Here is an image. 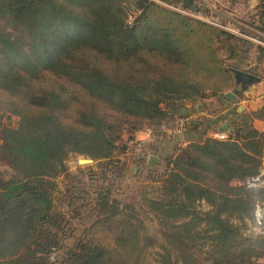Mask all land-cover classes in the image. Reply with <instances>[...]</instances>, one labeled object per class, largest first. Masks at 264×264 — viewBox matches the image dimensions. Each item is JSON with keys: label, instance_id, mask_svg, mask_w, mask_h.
<instances>
[{"label": "trees", "instance_id": "trees-1", "mask_svg": "<svg viewBox=\"0 0 264 264\" xmlns=\"http://www.w3.org/2000/svg\"><path fill=\"white\" fill-rule=\"evenodd\" d=\"M180 5L0 0V119L17 118L0 123V264H264V224L260 234L243 233L264 189L238 185L264 169V132L251 124L264 107L230 112L225 139L209 131L223 117H192L204 99L230 104L226 93L240 91L231 72L238 68L219 54L236 36L167 7ZM255 15L264 32V1ZM179 120L186 146L174 140L166 154L151 145L158 162L139 159L164 169L156 185L141 186L137 206L100 185L91 222L65 245L70 203L88 192L68 174L70 157L105 172L124 150L123 131L131 140L149 127L158 139L168 137L161 126ZM60 176L76 181L66 201Z\"/></svg>", "mask_w": 264, "mask_h": 264}, {"label": "rangeland", "instance_id": "rangeland-1", "mask_svg": "<svg viewBox=\"0 0 264 264\" xmlns=\"http://www.w3.org/2000/svg\"><path fill=\"white\" fill-rule=\"evenodd\" d=\"M193 2L201 15L200 17L204 20L203 22H216L222 25H227V22H229L239 30V35L241 37L233 34L234 36H236V38H234L232 41H229L228 43L220 45L219 54L220 57L224 60V63L231 67L236 66L238 70H246L254 74L260 81H262V83H264V47L258 46L253 41L247 40L246 38L252 37V33L241 30L242 27L239 26L240 23L236 24V21H234V23L228 20L233 14L235 16L244 15L243 17L247 16L248 18V15L256 11H245L244 9L241 10L239 8L233 10L229 7V0H224L223 2L224 5H228V7L226 8L218 6L220 5L218 0H193ZM181 8H183L182 5L175 6V9L180 10ZM236 11L240 13L236 14ZM238 16L236 17L237 21H243L242 19H239L241 16ZM260 25H262L261 22L259 23V27ZM251 27L252 26H248V28ZM255 40L261 42L257 39ZM238 89L239 87H235L236 91H239ZM259 93L261 97L264 96V90H260ZM204 101L205 103L203 109L204 112L208 115L210 113H213V110L217 113L219 111H223L225 108L224 104L218 102L221 100H219V98L217 97H208L204 99ZM207 101L215 102H212V104H210ZM0 123L9 126H15V124L17 123V118L11 115H5L2 119H0ZM177 127L178 123L175 128H169L168 134H165L168 137L160 136L158 137V139H154L155 134H153V136L148 135L146 130H152L149 127L146 129L144 128V130L142 129L141 131H138L135 135V138L131 140H128L130 133H128V131H123L121 133V140L118 142V146L119 148H121V146H124V150L123 152H120V149H118V151L115 152L112 159V169L108 168L105 172H102V170L106 167L105 165H98V162H95L90 158L83 156L70 157V159L67 161L68 174L76 176L78 180L82 182L84 191L87 189L88 192L87 194L82 195L81 198L76 199L75 201L70 203V207L68 208V212H71L70 214H68L70 224L66 227V234H71L72 236L65 239V245L72 246V244H74L75 242V239L81 235L82 230L87 228L89 223L91 222V218H93V215H89V213L91 212L90 203L91 200L95 197V192L100 191V185L109 188L110 196L112 199H116L118 201H121L122 203H131L134 206H137V196L139 195L141 186L150 183L156 185V180L164 169V163H162L163 161H161L160 164L157 165V167L150 168L145 164H142L139 159L147 157L148 161V158L152 156L156 158L155 164L158 162L157 157L159 153L157 154V156L153 154L150 149L151 145L157 147L161 152H164L166 154L171 153L172 149L175 146V144L173 143L174 139L171 137L179 134L177 132ZM82 160H90V162H83ZM120 169H122L121 172ZM88 170L97 172V177H101V175H103L105 178L103 180L99 179L90 181L89 178L85 176ZM0 172H2L4 175L6 172V168L1 164V162ZM75 182L71 179H68L66 176H60L57 179V185L64 201H66L64 197L66 187L73 186ZM67 195L68 194H66L65 196ZM150 227L152 230H154V227H156L155 223H151ZM243 233L245 235L250 234L251 236L256 235L251 228L250 222H247L246 229L243 230ZM52 259L53 258H51V260Z\"/></svg>", "mask_w": 264, "mask_h": 264}, {"label": "crops", "instance_id": "crops-1", "mask_svg": "<svg viewBox=\"0 0 264 264\" xmlns=\"http://www.w3.org/2000/svg\"><path fill=\"white\" fill-rule=\"evenodd\" d=\"M218 1L220 4L218 6H221L223 8L228 7V5H226V4L224 5V3H223L224 0H218ZM229 1H230L229 7L233 10H235L236 8H239L241 10L244 9L245 11H251L252 12V11H256L257 8L262 3V1H264V0H229ZM238 3H240V4H238ZM235 13L238 14L240 12L236 11ZM255 13L256 12H252L250 15H248V18H247V16L243 17L244 15H239V16H241L239 19H242L243 21H240V20L237 21L236 17L238 15L235 16L234 14L228 20H230L231 22L236 21V24L240 23L241 25L239 24V26L242 27V30L245 32H251L252 34H255V35L257 34L258 37L255 35H252L251 39H253V40L248 39V38H246V39L255 42L258 46L264 47L263 45H260L258 42L254 41V39H257V40L264 43V36H263L264 32H262L258 29L259 28V20H258V17H256ZM251 21H254V22H251ZM227 24L229 25L230 23L227 22ZM230 26L237 28L233 24H230ZM248 26H252V27L248 28ZM242 71H246V70H242ZM246 72H248V71H246ZM248 73H250V72H248ZM250 74H252V73H250ZM252 75H254V74H252ZM260 90H264V83H262V81L259 80V82L249 86L246 91L240 90V91H237L235 93L232 92V94L235 96V99H234V101H232L230 99L231 100L230 104L225 103L224 104L225 108L223 111H219L216 113L213 110V113H210L208 115L204 112V109H203L204 105L198 104L196 106L197 112L194 113L192 117L193 118L203 117V118H207V119H215L217 117H223L224 119L215 122L209 131H210V135L214 138H216V135H218L219 133H223L226 135L227 132L232 129L230 127V123L228 121V119L230 117V112L235 110L237 113H248V114L254 115L264 107V96L261 97V95L259 93ZM207 102L212 104V102H215V101H207ZM239 107H242V111H240V112L238 111ZM251 124L256 131H258L260 133L264 132V118L254 116V117H252ZM223 125H226V129L220 130V128H222ZM174 137H176V136H174ZM173 139L175 141H178L177 145L179 144L180 146H186L188 144V142L184 141V138L182 137V134L180 133V131H179V134H177V138H173ZM174 140H173V143L176 144Z\"/></svg>", "mask_w": 264, "mask_h": 264}, {"label": "built area", "instance_id": "built-area-1", "mask_svg": "<svg viewBox=\"0 0 264 264\" xmlns=\"http://www.w3.org/2000/svg\"><path fill=\"white\" fill-rule=\"evenodd\" d=\"M168 8L176 11V12H179L185 16H188L192 19H195V20H199V21H204L200 16V13L197 11L196 13L190 11L189 9H186V8H181L180 10L179 9H175V7H171V6H167ZM206 22V21H205ZM209 24L213 25V26H216L222 30H225L227 32H230L232 34H236L238 36L239 35V30L234 28V27H231L229 26L228 24H219V23H216V22H208ZM241 37V36H240ZM248 39H251V38H248ZM253 40V39H251ZM254 41H256L254 39ZM258 42V41H256ZM260 45H263L264 46V43L263 42H258ZM184 122L182 120H179L178 121V127H177V132L179 133L181 127L183 126ZM159 130L163 133V134H168V131H169V127H165V126H161L159 128ZM146 132L148 133V135L150 136H153V131L148 129L146 130ZM216 138L217 139H225L226 138V135L223 134V133H219L218 135H216ZM238 185H243L245 186L246 188L248 189H264V169H260L259 172L257 173V175L247 179L246 181L244 182H241V183H238ZM264 224V203H258L255 205L254 207V211H253V225L251 226L252 230L255 232V234H260L261 233V230H260V227Z\"/></svg>", "mask_w": 264, "mask_h": 264}, {"label": "water", "instance_id": "water-1", "mask_svg": "<svg viewBox=\"0 0 264 264\" xmlns=\"http://www.w3.org/2000/svg\"><path fill=\"white\" fill-rule=\"evenodd\" d=\"M181 5L183 8L189 9L190 11L196 13L198 11L197 7H195L193 0H180ZM232 75L235 79V83L237 85L240 86V90L241 91H246L248 89L249 86L259 82V79L256 78L254 75L246 72V71H242V70H235L232 69L231 70ZM226 96L231 99L232 101H234L235 96L232 93H226ZM238 111H242V107L238 108ZM226 129V125H223L222 128H220V130H224ZM83 162H90V160H82ZM156 162V158L155 157H149L148 158V163L150 164H155Z\"/></svg>", "mask_w": 264, "mask_h": 264}]
</instances>
